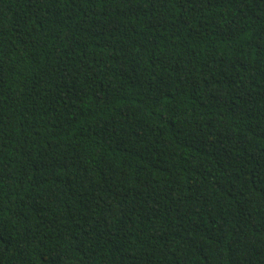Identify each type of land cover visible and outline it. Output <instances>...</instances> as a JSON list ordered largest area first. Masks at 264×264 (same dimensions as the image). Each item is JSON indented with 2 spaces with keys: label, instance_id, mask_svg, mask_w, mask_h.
I'll use <instances>...</instances> for the list:
<instances>
[{
  "label": "trees",
  "instance_id": "1",
  "mask_svg": "<svg viewBox=\"0 0 264 264\" xmlns=\"http://www.w3.org/2000/svg\"><path fill=\"white\" fill-rule=\"evenodd\" d=\"M0 264H264V0H0Z\"/></svg>",
  "mask_w": 264,
  "mask_h": 264
}]
</instances>
